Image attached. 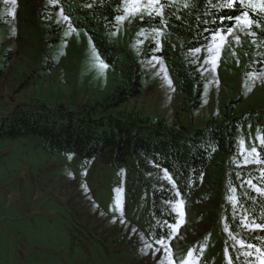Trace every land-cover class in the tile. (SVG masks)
<instances>
[{
	"label": "rangeland",
	"instance_id": "obj_1",
	"mask_svg": "<svg viewBox=\"0 0 264 264\" xmlns=\"http://www.w3.org/2000/svg\"><path fill=\"white\" fill-rule=\"evenodd\" d=\"M66 2L0 0L1 110L18 101L62 104L189 133L224 122L231 113L264 107V63L258 65L264 57V14L254 17L259 27L240 30L234 22L231 33L217 32L199 52L187 53L198 65L201 87L194 108L173 73L184 35L167 22L195 1L162 0L158 22L136 16L117 25L122 0L105 11L95 9L100 0H79L91 5L88 16L101 19L97 29L79 26L85 16ZM111 9L117 13L106 18ZM155 28L162 29L160 35ZM97 39L109 45L116 65L103 53L107 69L94 64ZM135 79L141 94L118 100ZM253 134L239 127L236 152L221 155L187 195L182 190L188 186L175 188L172 176L153 165L113 166L105 157L84 164L74 154L46 151L31 138L0 139V264H260L264 164L252 152L259 144ZM163 186H171L172 199L155 194Z\"/></svg>",
	"mask_w": 264,
	"mask_h": 264
},
{
	"label": "trees",
	"instance_id": "obj_2",
	"mask_svg": "<svg viewBox=\"0 0 264 264\" xmlns=\"http://www.w3.org/2000/svg\"><path fill=\"white\" fill-rule=\"evenodd\" d=\"M117 1L100 0L95 9L105 11L109 9V3L112 5ZM193 1L195 3L185 8L186 11L173 12L167 24L175 32L179 31L178 34L184 35L185 41L175 54V59L179 58L174 61L173 73L183 93L191 98L192 106L197 108L201 96L198 65L192 58H187V53L206 45L213 34L225 32L232 27L233 20L225 19L221 22L219 18L238 15L239 11L237 7L218 11L206 0ZM65 6L85 16L80 19L79 26L85 22L86 27H99L101 19L88 16V5L80 4L79 0H67ZM107 12L106 18H112L117 13L114 9ZM175 15L179 16L174 18ZM144 21L156 23L159 19L157 16L146 17ZM93 39L96 38L93 36ZM96 44L107 63L116 65L117 57L109 45L104 42L101 44L98 39ZM262 63L264 57L258 65ZM136 81L129 80V86L120 90L117 99L127 100L139 96L141 90ZM91 110L67 108L62 104L48 107L41 102L18 101L8 110L0 109V139L31 138L46 151L74 154L84 164L105 157L113 166L132 161L140 168L153 165L162 170L164 175L172 176L175 188L182 190L185 185L188 186L187 191L182 190L186 195L199 187L201 176L210 166L223 160L221 155L236 152L235 136L239 127L250 130L254 138H259L256 155L259 162L264 164V143L260 139L264 137V107L251 108L236 115L231 113L224 122L202 124L189 133L184 128L167 127L160 122L150 123L115 112L97 115ZM154 191L164 200L174 196L171 186L154 188ZM168 218L172 221L173 215L168 214ZM162 233L167 236V229L163 228Z\"/></svg>",
	"mask_w": 264,
	"mask_h": 264
},
{
	"label": "snow or ice",
	"instance_id": "obj_3",
	"mask_svg": "<svg viewBox=\"0 0 264 264\" xmlns=\"http://www.w3.org/2000/svg\"><path fill=\"white\" fill-rule=\"evenodd\" d=\"M50 2L55 4L58 2V0H50ZM12 3L15 4L16 0H12ZM206 3H209L213 9H216L218 11L237 7L239 11L238 15L224 16V17H220L219 19L221 22H223V20L225 19L233 20L237 28H239L240 30H250L254 24L257 27H259L260 25L257 23V19H254V17L258 18L261 14H264V0H219V2H217V0H206ZM187 6L188 5L185 4V7ZM89 7H91V5H89ZM163 8H164V3L162 2V0H122L120 8L118 9V11L121 14L115 16V21L116 24L119 25L126 19L135 18L136 16H139L140 19L142 20L145 19V17L153 18L159 16L162 18ZM60 14L65 21L69 20V17L63 14L62 9ZM215 22L216 21H213V23ZM165 26H166V22H165ZM69 29L70 31L74 30L71 24H69ZM152 31L155 32L157 35H160L162 29L155 28L152 29ZM227 31L231 33L233 31V28L229 27ZM251 34L255 35L254 32H252ZM216 35H219V33H215L212 38L215 39ZM90 42H91V38H90ZM91 51H92V60L94 64L101 70L107 69L108 64L104 61V59L101 56V53L95 48L94 45L92 46ZM195 51L199 52L200 49L197 48ZM208 51L209 52L212 51L211 46H209ZM169 83H171V81H169ZM260 139L261 142L264 143V137H261ZM252 152L253 153L256 152V149L254 147L252 148ZM117 191H119V189H117ZM181 215H183V213H181ZM256 227L259 228L262 226L256 225ZM156 243L162 244L163 241H156ZM145 246L149 248L152 247V245L147 244V242H145ZM249 247H251V245H249ZM156 250L158 251L159 249ZM257 251H261V250L257 249ZM191 255L192 252L189 251L188 256ZM169 259H171L170 256ZM260 264H264V259H261Z\"/></svg>",
	"mask_w": 264,
	"mask_h": 264
}]
</instances>
